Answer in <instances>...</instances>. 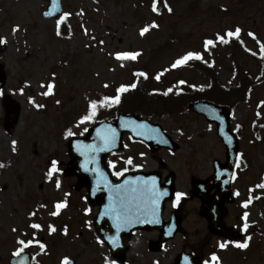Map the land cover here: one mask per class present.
Wrapping results in <instances>:
<instances>
[{
  "label": "rangeland",
  "instance_id": "374dc122",
  "mask_svg": "<svg viewBox=\"0 0 264 264\" xmlns=\"http://www.w3.org/2000/svg\"><path fill=\"white\" fill-rule=\"evenodd\" d=\"M48 2L0 0V38L7 41L0 44V64L7 79L0 94V164L4 165L0 167V264H9L16 256L22 247L20 240L33 241L24 252L32 253L39 244L45 246L40 248L42 253L34 251L37 264H62L65 257L77 264H117L94 230L98 208L88 204L86 190H75L76 178L64 175L69 140L85 136L100 120L95 115L81 123L82 117L91 113V101L113 97L134 79L144 78L148 91L207 88L205 73L188 67L194 60L214 67L226 86L237 84L229 54L217 39L218 35L234 39L227 37V32L237 27L242 30L240 65L256 77L264 61V0H166L167 7L157 11L152 8L154 0H63L64 13L71 14L67 17L72 26L68 38L57 35L60 19L43 18ZM153 24L158 27H150ZM17 26L18 31L14 30ZM144 27L150 30L141 36ZM250 32L254 35H248ZM208 39L216 43L206 49ZM124 51L140 55L135 60H117L116 53ZM188 52L200 53L203 59L173 68ZM140 72L147 78L136 75ZM52 82L54 94L41 95L46 91L41 85ZM253 82L249 102L233 106L231 125L240 137V155L232 184L235 202L226 204L224 219L227 227L246 234L242 243L247 240L249 247L241 249L211 235L206 219L199 214L200 200L191 193L193 181L213 175L214 160L226 161L216 125L188 109L165 113L160 108L162 113L150 119L173 137L178 150L152 152L125 135L123 151L110 156L107 164L115 179L129 172H157L164 182L174 174L173 203L176 193H184L179 202L183 232L156 253L149 245L158 241L159 233L137 232L131 243L134 250H129L125 264H175L182 252L201 256L204 264L213 254L219 257V264H264V188L258 187L264 184V78ZM4 94L22 105L21 121L12 136L4 127ZM30 98L44 107L36 108ZM109 107L105 104L102 108L107 111ZM69 129L74 136L67 135ZM53 160L58 161L59 171L49 178ZM116 172L124 174L117 176ZM65 200L67 207L51 215L55 205ZM175 209L166 208V219ZM34 223L42 228L33 229L30 225ZM245 223L249 225L246 231ZM49 226L56 231H50ZM225 242L228 246L220 248Z\"/></svg>",
  "mask_w": 264,
  "mask_h": 264
},
{
  "label": "water",
  "instance_id": "95a60500",
  "mask_svg": "<svg viewBox=\"0 0 264 264\" xmlns=\"http://www.w3.org/2000/svg\"><path fill=\"white\" fill-rule=\"evenodd\" d=\"M62 0H50L48 10L43 13L46 19L59 18L62 14ZM51 13V15H46ZM6 84V76L0 67V89ZM5 110V129L12 135L21 118V106L10 96L3 99ZM192 113L204 116L208 122L217 125L219 138L226 148L227 161L224 165L214 161L215 173L207 181L193 182V195L201 200L200 215L208 221V229L211 234L224 237L228 240L238 242L242 236L236 229H228L223 219L227 214L224 208L225 203L232 204L234 197L231 184L235 174V167L239 156V144L231 131V112L228 108L212 104L210 102H197L189 106ZM112 130L115 131L114 143H106L105 137L111 139ZM130 133L134 140H139L152 151L166 148L173 152L178 149L175 142L164 132L163 128L147 120L132 115H120L116 122H102L92 129L83 138H72L69 142L70 162L65 171L69 177H77V190L86 188L88 191V202L92 206H99L100 212L95 219V229L100 239L109 247L115 260L124 264L126 254L129 251L130 243L134 232L138 230H159L160 239L150 246L151 251L158 252L163 244L174 239L177 233L181 232V218L175 212L169 223L164 222V205L174 195V175H170L165 184H161V177L157 173L152 174H129L121 181H115L107 168L106 160L112 153L123 150V137ZM165 141H167L165 143ZM102 149V150H101ZM152 178H155L156 188L159 192H166L167 195L160 197L157 217L159 223H151L153 219L149 212L135 210L126 220L122 218L119 222L114 218L111 209L120 207L121 201H129L136 189L145 187L151 188ZM130 182V183H128ZM116 186H121L117 189ZM216 189L214 195L210 192ZM119 223V228L117 224ZM10 264H31V255L24 253L11 259ZM72 264H76L72 261ZM175 264H202L201 257L181 254Z\"/></svg>",
  "mask_w": 264,
  "mask_h": 264
},
{
  "label": "trees",
  "instance_id": "16d2710c",
  "mask_svg": "<svg viewBox=\"0 0 264 264\" xmlns=\"http://www.w3.org/2000/svg\"><path fill=\"white\" fill-rule=\"evenodd\" d=\"M165 7V0H160L157 4V9ZM71 27L63 24L60 29V33L63 36H68ZM229 43H222L229 54V61L232 65V73L238 78V83L231 86H226L220 80L214 72V67L204 66L200 61L192 60L188 65L191 69L197 71L202 70L205 76L209 80V86L207 88H195L185 87L177 90L176 93L173 91H163L156 88L148 91L149 88L145 87V82L141 78H137L131 84H135V88H129L128 91L118 93L116 91L113 97L120 95V103L112 101H105V97L101 96L97 98L98 107L100 110L96 116L101 120H113L120 113L138 114L141 117L152 118L153 115L162 113V110L166 112H185L190 103L207 100L215 104L227 106L233 110V106L247 103L250 100L251 94V83L264 78V61L261 68L257 71L256 77L253 76L251 71L246 67L240 65L239 55L243 50L242 43L237 39H229ZM202 65V66H201ZM204 66V67H203ZM128 84V85H131ZM168 92L167 95H164ZM103 102V103H101ZM109 104L107 111L103 110V105ZM162 110H159V109Z\"/></svg>",
  "mask_w": 264,
  "mask_h": 264
},
{
  "label": "snow or ice",
  "instance_id": "6c2138e0",
  "mask_svg": "<svg viewBox=\"0 0 264 264\" xmlns=\"http://www.w3.org/2000/svg\"><path fill=\"white\" fill-rule=\"evenodd\" d=\"M160 2V0H154L153 3V11H157V4ZM165 6L167 7L166 4V0H165ZM167 10L169 12L172 11L171 7H168ZM46 15H51V13H46ZM70 13H64V15L60 18V20L57 22V35H60V31H59V26L61 24H64L67 17L70 16ZM150 27H158V25L153 24ZM150 27H144L140 30V35L143 36L145 35L147 32H149ZM14 30H19V27L17 26L16 29ZM86 31V30H85ZM241 29L239 27H237L234 31H228L227 32V37L232 38L235 37L236 39L240 38V33H241ZM248 35L253 36V33H248ZM217 39L221 42V43H229L230 40L226 39L225 36L223 35H218ZM6 39L5 38H0V44H4L6 43ZM101 43H103V41H101ZM216 43V41L212 40V39H208L205 41V48H209L210 46H214ZM261 51L264 52V46L261 47ZM140 55L139 52H130V51H124V52H117L116 53V59L117 60H135L137 59V57ZM192 59H196V60H200L203 59L202 55L200 53L197 52H188L186 55H184L183 57H181L180 59L176 60L175 63L172 65L173 68H176L178 66L184 65L186 64L189 60ZM137 76H144L146 77V73L140 72L136 74ZM157 80L160 79L159 75L156 77ZM181 83H184V81H181ZM107 86V85H106ZM42 88H46V91H43L41 93V95L44 96H49V95H53L54 94V88H55V83H48L46 85H41ZM136 85L135 84H131V85H122L117 91L118 93H123L129 90V88H135ZM21 93H23V88L20 89ZM172 89H168V92H171ZM168 92H165L164 95H167ZM2 94V93H0ZM105 101H112L115 103H120V95H116L115 97H105ZM30 102L33 103L35 105L36 108H42L44 107V105L36 103L33 99L30 98ZM57 103H60L59 101H57ZM103 103V102H101ZM98 107V102L93 100L90 103V109H91V113L89 115H85L84 117H82L81 119V123H84L86 121H89L93 118V116L96 115V109ZM87 130V129H85ZM67 135L69 137L74 136L75 133L72 132L71 129L68 130ZM115 141V131L112 130V136L111 139H109L108 137H105V142L106 143H114ZM167 141H165L166 143ZM13 151H15V144L16 141H13ZM102 150V149H101ZM129 164L132 163L131 160L128 161ZM58 165V161L53 160L52 164H51V169L49 170V172L47 173L48 177L51 178L53 176L54 173L58 172L59 169L57 167ZM3 164H0V167H3ZM125 171H127V169H125ZM117 176H122L124 173L123 172H116L115 173ZM130 183V182H128ZM56 187L59 188L60 187V182L57 181L56 182ZM117 189H121V186H116ZM258 187L260 188H264V184H260L258 185ZM134 192H139L138 195H133L132 199L125 202V201H121L120 203V207L118 208H112L111 212L114 216V218L119 222L122 218H124L125 220L132 215L133 213V205H135V210L139 211L141 210V205H144V211L149 212L153 219L149 222L151 223H159V219L156 218L157 217V211H158V206H159V201H160V197L163 195H167L166 192H159L156 188V184H155V178H152V183H151V188H143V189H134ZM184 196V193H176V201L175 203L178 205L180 202V199ZM245 207H247V202L244 205ZM67 207V201H63L60 203H57L55 205L56 211L52 212L51 215H58L60 210L62 208ZM32 215H36L35 212L32 213ZM247 216L248 213L244 214V219L247 220ZM33 229H41L42 225L38 224V223H34L32 225H30ZM50 227V231L55 232L56 229L53 226H49ZM117 227L119 228V223L117 224ZM244 230L246 231L249 227V225L247 223L244 224ZM15 230V229H14ZM64 233L67 234V228L64 229ZM251 237H248V240H250ZM36 243H39L38 241ZM101 243H103V241H101ZM19 244L22 246L16 253V256H20L21 253L24 252L25 247H28L30 245L33 244V241L29 240V241H24V240H20ZM228 246V244L225 243H221L219 245L220 248H226ZM238 248L241 249H246L249 247V243L246 240L243 243H236L235 245ZM39 247L41 249H43L45 246L43 244H39ZM62 264H72V261L68 258L65 257L62 261ZM205 264H219V257L215 254L212 255L211 260L210 261H206Z\"/></svg>",
  "mask_w": 264,
  "mask_h": 264
},
{
  "label": "flooded vegetation",
  "instance_id": "af4514ba",
  "mask_svg": "<svg viewBox=\"0 0 264 264\" xmlns=\"http://www.w3.org/2000/svg\"><path fill=\"white\" fill-rule=\"evenodd\" d=\"M165 208H181V206L180 205H177V204H175V203H173V202H169V203H167L166 205H165ZM167 210H169V209H167ZM180 211V210H179Z\"/></svg>",
  "mask_w": 264,
  "mask_h": 264
},
{
  "label": "bare ground",
  "instance_id": "6f19581e",
  "mask_svg": "<svg viewBox=\"0 0 264 264\" xmlns=\"http://www.w3.org/2000/svg\"><path fill=\"white\" fill-rule=\"evenodd\" d=\"M133 250H134V247L131 248V252H133ZM131 252H130V253H131ZM130 253H129V254H130Z\"/></svg>",
  "mask_w": 264,
  "mask_h": 264
}]
</instances>
